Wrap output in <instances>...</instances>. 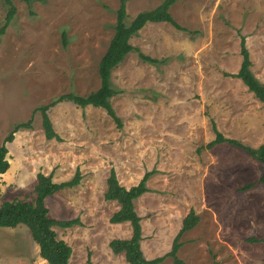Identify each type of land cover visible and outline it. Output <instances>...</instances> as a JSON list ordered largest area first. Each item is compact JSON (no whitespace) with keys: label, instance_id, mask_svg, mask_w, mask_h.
I'll return each mask as SVG.
<instances>
[{"label":"rangeland","instance_id":"374dc122","mask_svg":"<svg viewBox=\"0 0 264 264\" xmlns=\"http://www.w3.org/2000/svg\"><path fill=\"white\" fill-rule=\"evenodd\" d=\"M164 0H128V23ZM16 16L0 38V147L7 144L10 169L0 177L3 202L33 204L38 176L55 183L81 173L80 184L46 199L55 227L73 249L70 264H128L109 248L132 236L130 223L114 225L120 209L107 201L112 170L130 189L146 173L149 192L136 202L146 258L169 253L192 212L198 225L186 232L178 253L183 264H264V168L246 152L216 139L258 148L264 144V103L242 80L241 43L251 71L264 85V0H179L170 13L181 29L148 24L131 44L156 63L130 53L112 73L117 94L106 110L81 108L63 96L99 90V65L115 35L120 0H13ZM8 7L0 0V30ZM59 140H47L39 108ZM12 142L8 137L20 124ZM256 185L240 191L246 184ZM260 239L263 242H255ZM47 264L29 229L0 228V264ZM162 264H174L173 258Z\"/></svg>","mask_w":264,"mask_h":264},{"label":"trees","instance_id":"16d2710c","mask_svg":"<svg viewBox=\"0 0 264 264\" xmlns=\"http://www.w3.org/2000/svg\"><path fill=\"white\" fill-rule=\"evenodd\" d=\"M8 7V14L6 18V25L0 30V38L6 32V28L14 20L17 9L13 4V0H3ZM28 4L32 2H43L44 0H25ZM127 1L120 0L119 9L117 11V21L114 25L115 35L110 42V46L100 62L99 77L101 86L99 90L91 93L87 97L67 95L61 98V101H70L75 105L86 108L89 106L95 108H102L106 110L108 115L121 125L112 105L111 99L117 94V91L112 86L113 71L125 60V58L133 51L139 52L132 46L131 40L148 24L168 23L181 29L173 16L170 9L179 0H164L162 5L157 9L149 12L140 13L131 23H128ZM140 58L144 62L156 63L152 58L140 53ZM241 54L243 61L238 73L231 75V77L240 79L248 90L253 93L257 99L264 103V85H261L255 78L251 71L252 62L250 60V52L245 44V40L241 43ZM53 103L49 106L38 109L43 115V127L47 140H59L58 134L55 132L54 125L49 118L47 112L50 108L55 106ZM31 123L18 125L7 141L12 142L14 134L23 128H30ZM216 133V139L209 145V148L217 144H228L234 148H238L247 153L252 159L262 164L264 168V144L258 148H253L243 143L225 137L217 129L216 124H213ZM9 149L5 143L0 147V177L8 172L10 169V162L8 160ZM153 175V172L146 173L140 183L130 189L120 185L117 174L114 170L110 173L107 180L108 190L105 195L107 201L117 202L120 209L112 216L110 222L114 225L130 223L132 227V236L129 239H114L109 243V248L115 255L124 254L128 264H162L166 259L173 258L174 264H183L178 257V253L183 244L180 242L181 237L188 231L192 230L198 225L199 218L192 211L183 221V227L176 239L173 241L172 249L169 253L162 257L155 259L146 258L142 242L143 227L142 219L136 210L135 202L149 192L148 181ZM81 173L79 169L76 171L75 177L67 182L55 183L51 176L39 175L38 184L35 188L36 198L33 204L13 201L3 202L2 193L0 189V228H17L18 226H26L35 241L40 247V255L48 264H70L73 255L72 247L64 240L59 239L55 232V227L69 229L77 225H81L79 219L72 221H57L50 217L49 210L46 207V199L55 195L57 192L64 189H71L80 184ZM259 183L264 185V172L259 180ZM255 183L246 184L240 191H247L254 187ZM255 242H263L260 239H252ZM90 252L87 259V264H93Z\"/></svg>","mask_w":264,"mask_h":264},{"label":"crops","instance_id":"0c3cea01","mask_svg":"<svg viewBox=\"0 0 264 264\" xmlns=\"http://www.w3.org/2000/svg\"><path fill=\"white\" fill-rule=\"evenodd\" d=\"M143 248V247H142ZM112 251V250H111ZM20 260H21V258H19ZM24 260H26V259H22L21 260V264L24 262ZM44 260V259H43ZM45 261V260H44ZM47 263V262H46ZM31 264H32V262H31ZM48 264V263H47Z\"/></svg>","mask_w":264,"mask_h":264}]
</instances>
